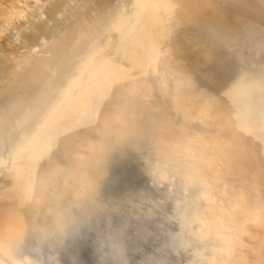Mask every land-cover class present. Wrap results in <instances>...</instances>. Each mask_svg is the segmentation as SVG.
<instances>
[{"label": "bare ground", "instance_id": "bare-ground-1", "mask_svg": "<svg viewBox=\"0 0 264 264\" xmlns=\"http://www.w3.org/2000/svg\"><path fill=\"white\" fill-rule=\"evenodd\" d=\"M7 2L0 0V33L7 36L0 41V185L22 164L26 150L57 146L59 126L51 124L39 136L38 128L32 130L36 120L65 89L87 85L81 78L91 79L92 64L103 70L119 65L115 49L137 32L138 13L148 17L147 36L152 32L158 43L168 41L181 63L151 47L138 50L128 69L115 73L121 95L162 97L176 126L163 130L164 140L143 163L127 142L115 144L96 184L56 166V177H74L57 199L56 219L24 234L0 231V264L59 262L61 253L84 254L98 264H129L130 257V264H143L154 249L145 253L143 242L162 208L139 215L137 181L129 174L141 167L165 183L167 214L177 223L168 231V245L189 250L188 264H251L254 258L264 264V190L254 172L264 162V0H24L18 7ZM202 19L210 25V42L203 38L194 45L182 24ZM127 28L134 31L127 35ZM188 72L212 88L199 86ZM55 150L60 157V148ZM128 176L133 180L126 181ZM229 176L233 213L226 219L216 210H223ZM16 186L28 192L23 180ZM242 189L260 193L258 204L249 203ZM12 202L3 205L7 209ZM140 247L142 255L134 256Z\"/></svg>", "mask_w": 264, "mask_h": 264}, {"label": "water", "instance_id": "water-1", "mask_svg": "<svg viewBox=\"0 0 264 264\" xmlns=\"http://www.w3.org/2000/svg\"><path fill=\"white\" fill-rule=\"evenodd\" d=\"M147 18L143 12L138 13L135 17V25L139 27L136 28L135 35L133 34L128 40L125 39L127 36H124V40L118 43L115 49L120 54L118 66H111L107 70V66H105V71L104 67L95 69L92 64L93 73L88 75L91 76V79L81 78V81L87 80L88 84L85 85L82 82V88L71 92L65 91V89L53 105V109L45 112L36 120L35 127L32 129L38 128V131H34L36 135L41 136L44 132H48L51 128L49 126L52 124L59 126V132L62 130V137L58 138L57 146L56 143H51L38 152L35 150L34 153L31 150H26L20 156L22 164L11 168L9 173L5 171L10 179L8 178L9 180H6L4 185H0V231L24 234L26 231L40 230L56 219L57 199L69 186L65 183L74 178L70 179L65 172L61 174V179L56 177V166L60 165L71 176H81L86 183L96 184L99 181L103 164L106 162L105 159L115 144L127 142L128 146L134 149L137 158L141 157L143 163L146 153L155 144L158 145V142L164 140L163 130L172 127V125L176 126L170 108L157 93H153L147 99L132 100L125 94L121 95L123 87L120 86V81L115 78V73L127 70V67L136 60L134 55L138 50L147 53L151 47L157 52L165 53L166 56L171 57V60L181 63L178 54L174 52L168 41L158 43L153 38L152 32H149L151 37L147 36ZM182 26L187 27L190 43L194 45L204 43L203 38L206 39V42H210L209 38L211 37L208 35L211 32L210 25L203 19L198 22L182 24ZM127 30L128 28L125 30L127 35L134 31L133 29L129 33ZM163 32L168 34L167 28ZM100 65L101 62H99ZM192 73L186 74L189 79L203 88L204 86L212 88L206 85L198 74ZM79 120L80 123L77 122ZM56 147L60 148V157L55 156ZM255 149L260 158L263 154L262 146L258 144ZM255 171L258 172L257 187L264 190L263 161L260 160L256 163ZM131 175L134 176V181H137L135 183L137 192L134 195L137 197L135 199L139 200L136 201L141 209L139 215L146 216L150 208L153 209V212L162 208L164 213L161 212L157 226L155 225V229L143 242V246L147 247L145 253L150 248L151 250L154 248L152 253L149 252L145 255L143 264H188L191 259L189 250L174 249L168 245V231H173L177 223L175 217L167 214L170 209V201L163 192L165 183L157 182L144 167L133 170L129 176ZM128 177L126 181L133 180L132 177ZM56 178H58V182ZM22 180L26 182V188H28V192L26 191L25 194L19 191V186H16ZM233 182L232 176L226 178L227 198L222 207L223 210H216L218 216L226 217V219L230 218L233 213L231 206L227 203L230 202L233 195ZM74 186L75 184H72L70 188ZM241 193L247 197L249 203L254 205H257L261 198L260 193L254 194L250 189H242ZM9 198H12L13 202L6 209L3 202ZM11 219H17V223L13 225ZM149 242H151L150 245ZM142 249L141 247L133 249V255H142ZM130 258L129 264L132 260V257ZM59 259V262L49 261L47 264H98L84 254H74L71 257L66 253H61ZM253 260L255 261L251 264H258V260L255 258Z\"/></svg>", "mask_w": 264, "mask_h": 264}, {"label": "rangeland", "instance_id": "rangeland-1", "mask_svg": "<svg viewBox=\"0 0 264 264\" xmlns=\"http://www.w3.org/2000/svg\"><path fill=\"white\" fill-rule=\"evenodd\" d=\"M10 1H13L14 3H16V5H14V6H16V7H18V6H22L23 5V3H24V0H8V2L7 3H10ZM7 36L4 34V33H0V41H2V42H7V38H6ZM2 38V39H1ZM6 38V39H5ZM3 39H4V41H3ZM6 40V41H5Z\"/></svg>", "mask_w": 264, "mask_h": 264}]
</instances>
